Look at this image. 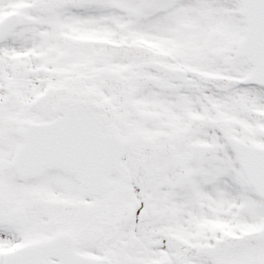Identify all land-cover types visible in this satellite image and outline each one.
I'll use <instances>...</instances> for the list:
<instances>
[{
    "label": "snow or ice",
    "instance_id": "1",
    "mask_svg": "<svg viewBox=\"0 0 264 264\" xmlns=\"http://www.w3.org/2000/svg\"><path fill=\"white\" fill-rule=\"evenodd\" d=\"M0 264H264V0H0Z\"/></svg>",
    "mask_w": 264,
    "mask_h": 264
}]
</instances>
